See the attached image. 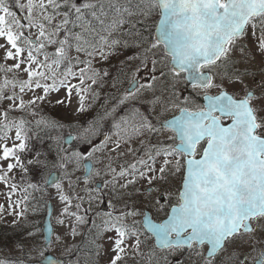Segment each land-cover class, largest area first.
<instances>
[{
    "label": "snow or ice",
    "instance_id": "6c2138e0",
    "mask_svg": "<svg viewBox=\"0 0 264 264\" xmlns=\"http://www.w3.org/2000/svg\"><path fill=\"white\" fill-rule=\"evenodd\" d=\"M0 196V264H264V0H0Z\"/></svg>",
    "mask_w": 264,
    "mask_h": 264
},
{
    "label": "rangeland",
    "instance_id": "374dc122",
    "mask_svg": "<svg viewBox=\"0 0 264 264\" xmlns=\"http://www.w3.org/2000/svg\"><path fill=\"white\" fill-rule=\"evenodd\" d=\"M2 201H3V197H2V196H0V202H2ZM7 235H10V233H8ZM52 253H53V254H55V255H57V254H58L56 251H52Z\"/></svg>",
    "mask_w": 264,
    "mask_h": 264
},
{
    "label": "water",
    "instance_id": "95a60500",
    "mask_svg": "<svg viewBox=\"0 0 264 264\" xmlns=\"http://www.w3.org/2000/svg\"><path fill=\"white\" fill-rule=\"evenodd\" d=\"M45 223H46V218H45ZM50 255H53V254L50 253ZM53 256H55V255H53Z\"/></svg>",
    "mask_w": 264,
    "mask_h": 264
}]
</instances>
